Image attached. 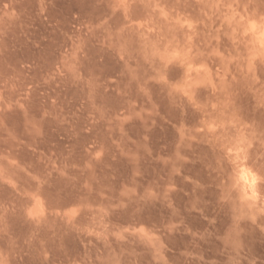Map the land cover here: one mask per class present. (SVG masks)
Wrapping results in <instances>:
<instances>
[{
    "label": "rangeland",
    "instance_id": "1",
    "mask_svg": "<svg viewBox=\"0 0 264 264\" xmlns=\"http://www.w3.org/2000/svg\"><path fill=\"white\" fill-rule=\"evenodd\" d=\"M0 264H264V0H0Z\"/></svg>",
    "mask_w": 264,
    "mask_h": 264
},
{
    "label": "bare ground",
    "instance_id": "2",
    "mask_svg": "<svg viewBox=\"0 0 264 264\" xmlns=\"http://www.w3.org/2000/svg\"><path fill=\"white\" fill-rule=\"evenodd\" d=\"M261 42V41H260Z\"/></svg>",
    "mask_w": 264,
    "mask_h": 264
}]
</instances>
